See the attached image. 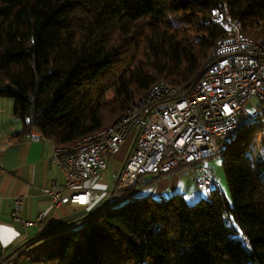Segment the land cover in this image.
<instances>
[{
  "label": "trees",
  "instance_id": "obj_1",
  "mask_svg": "<svg viewBox=\"0 0 264 264\" xmlns=\"http://www.w3.org/2000/svg\"><path fill=\"white\" fill-rule=\"evenodd\" d=\"M217 8L224 24L211 22ZM230 20L264 38V0H0V97L22 123L15 137L35 129L69 146L156 82L196 79ZM257 132L241 125L224 144L230 199L214 185L193 205L180 193L104 205L44 232L26 255L40 264H264Z\"/></svg>",
  "mask_w": 264,
  "mask_h": 264
},
{
  "label": "built area",
  "instance_id": "obj_2",
  "mask_svg": "<svg viewBox=\"0 0 264 264\" xmlns=\"http://www.w3.org/2000/svg\"><path fill=\"white\" fill-rule=\"evenodd\" d=\"M224 21L223 8L215 9L211 22L219 25ZM248 103L256 108L254 114L245 109ZM243 120L259 125L262 141L258 144L264 152V38L245 36L240 22L230 20L199 77L175 86L156 82L113 122L72 145L54 146L51 157L64 181L51 183L47 190L50 202L65 217L66 204L91 206L101 192L79 185L100 176L131 134L134 138L122 170L114 175L112 189L104 192L110 198L108 207L123 199L133 201L140 187L180 168H195L196 186L209 191L216 180L203 164L222 155L220 143L234 135ZM21 209L22 201L16 199L9 217L22 226L44 220L40 213L36 220L26 221ZM22 253L19 248L0 264H17Z\"/></svg>",
  "mask_w": 264,
  "mask_h": 264
},
{
  "label": "crops",
  "instance_id": "obj_3",
  "mask_svg": "<svg viewBox=\"0 0 264 264\" xmlns=\"http://www.w3.org/2000/svg\"><path fill=\"white\" fill-rule=\"evenodd\" d=\"M21 128L20 119L12 111V100L0 97V262L15 250L23 248V253L17 257V264H40L33 262L25 251L43 241L44 236L41 235L44 232L64 226L66 219L75 213L91 212L101 205L78 207L66 204V217L54 208L47 190L53 181H64L62 171L51 157L56 144L35 129L29 135L16 138L15 135ZM180 169L156 183L140 187L134 196L137 199L154 197L163 200L170 192L178 193L182 185ZM191 169L196 173L195 168ZM205 171L214 177L208 170ZM81 187L102 192L112 189V186H108L98 177L87 180L79 185ZM16 199L22 201L21 217L24 220L34 221L40 213L45 215L44 220L30 227L11 220L9 214Z\"/></svg>",
  "mask_w": 264,
  "mask_h": 264
},
{
  "label": "rangeland",
  "instance_id": "obj_4",
  "mask_svg": "<svg viewBox=\"0 0 264 264\" xmlns=\"http://www.w3.org/2000/svg\"><path fill=\"white\" fill-rule=\"evenodd\" d=\"M252 103H248L245 106V109L250 114H254L256 112V108L252 105ZM256 134H257L256 142H258V141L261 142L262 141L261 137H260V136H262L261 133H259V135H258V132H257ZM133 138H134V134H131L124 141V143L120 145L118 151L112 155V158H111L110 163H109V167L100 176H98V178H100L102 182H105L110 187L111 186L113 187L114 175H118L120 173V171L122 170L123 164H124V162L127 158V155L130 151V148H131V145L133 142ZM226 142L227 141H223L222 143H220L221 152L223 151L224 144ZM258 146L262 147L259 144H258ZM204 166H207V168L205 167V169L208 170L210 173H212V175L217 180L216 188H217L218 193L221 196H223V197L226 196L228 199H230L228 182H227L226 174H225V171L223 168V156L220 155V156H214V157L210 158L204 164ZM179 171H180L181 178H182V180H181L182 185L180 186V191L178 193L182 194L185 197V199L189 205H193L194 203H196L200 199L207 198L209 196L208 192L211 189L209 191L201 190L196 186V183L194 180H195L197 174L195 172H193L192 169L190 170V168H182ZM193 173H194V175H193ZM91 178H94V177H91ZM91 178H89V179H91ZM89 179H87V180H89ZM85 182H83V184ZM96 190H98V189H96ZM98 191H100V190H98ZM100 192L101 193H100L99 199L93 201L91 204L92 207H93V205L96 206V205L100 204L101 206L99 208H97V210H99L104 205L108 206L109 202H110V198H108V196H106V194L104 193L107 191H104V192L100 191ZM170 193L171 194L165 195L166 199L169 198L171 195H173L172 192H170ZM102 195H103V197H102ZM103 199H105V200H103ZM102 201H106V202L103 203ZM126 202H127V200L123 199V200L119 201L115 206L123 205ZM81 209H84V208H81ZM106 209H108V207H106L104 210H106ZM245 264H254V263L247 262Z\"/></svg>",
  "mask_w": 264,
  "mask_h": 264
},
{
  "label": "water",
  "instance_id": "obj_5",
  "mask_svg": "<svg viewBox=\"0 0 264 264\" xmlns=\"http://www.w3.org/2000/svg\"><path fill=\"white\" fill-rule=\"evenodd\" d=\"M249 123H250L249 120H243V121H241L240 126H241V125H247V124H249Z\"/></svg>",
  "mask_w": 264,
  "mask_h": 264
}]
</instances>
